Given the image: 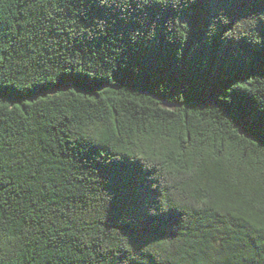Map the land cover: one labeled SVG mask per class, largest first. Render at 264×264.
<instances>
[{"label": "trees", "instance_id": "1", "mask_svg": "<svg viewBox=\"0 0 264 264\" xmlns=\"http://www.w3.org/2000/svg\"><path fill=\"white\" fill-rule=\"evenodd\" d=\"M160 3L0 0V264H264V0Z\"/></svg>", "mask_w": 264, "mask_h": 264}, {"label": "snow or ice", "instance_id": "2", "mask_svg": "<svg viewBox=\"0 0 264 264\" xmlns=\"http://www.w3.org/2000/svg\"><path fill=\"white\" fill-rule=\"evenodd\" d=\"M93 2L96 4L97 7H105L109 10H112L113 4H115V8L121 11L120 5L122 3V0H119V3H115V0H93ZM144 4H147L148 7L159 6L161 10H163L164 8V6L160 3V0H142V3L136 4L135 7H133L128 0V6L132 8H136L137 6H143ZM121 18H123V16H121ZM2 95L3 93L0 92V97H2ZM0 107H7V105H0Z\"/></svg>", "mask_w": 264, "mask_h": 264}]
</instances>
